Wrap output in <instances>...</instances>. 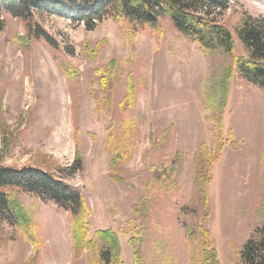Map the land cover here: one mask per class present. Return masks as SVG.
I'll return each mask as SVG.
<instances>
[{
    "label": "rangeland",
    "instance_id": "374dc122",
    "mask_svg": "<svg viewBox=\"0 0 264 264\" xmlns=\"http://www.w3.org/2000/svg\"><path fill=\"white\" fill-rule=\"evenodd\" d=\"M247 14L264 16V0H232L221 19L234 36L233 56H207L166 18L160 33L131 38L111 18L87 30L55 10L39 12L35 20L59 47L43 41L24 46L18 38L26 34L25 23L6 14L0 30V163L39 167L80 191L88 238L98 230L116 232L122 264H134L133 237H139L144 264H199L202 227L211 233L219 264H243L244 243L264 233V91L235 70L226 94L217 78L224 65L249 56L236 33ZM112 60L118 68L103 86L105 71L97 70ZM128 74L138 100L124 113ZM126 115L139 125L134 152L114 170L112 149ZM166 129L168 143L155 148ZM174 154L181 159L175 186L150 190V166ZM149 192L154 199L142 218L133 207ZM19 199L34 218L37 241L1 214L0 264H102L89 248L76 257L69 211L28 192Z\"/></svg>",
    "mask_w": 264,
    "mask_h": 264
},
{
    "label": "trees",
    "instance_id": "16d2710c",
    "mask_svg": "<svg viewBox=\"0 0 264 264\" xmlns=\"http://www.w3.org/2000/svg\"><path fill=\"white\" fill-rule=\"evenodd\" d=\"M231 3L232 0H0V30L6 28L4 16L11 14L25 23L26 34L18 38L20 44L29 46L35 41H43L59 47L58 40L35 20L39 12H61L68 15L74 23L83 24L87 30H93L105 19L111 18L120 24L124 33L131 38L146 31L160 33L161 20L166 18L176 31L197 43L207 56L219 51L233 56L236 50L234 36L221 21ZM236 33L249 49V56L235 58L234 67L224 65L217 83L227 94L230 80L236 70L238 75L264 91V16L256 18L245 15ZM91 50L97 57L100 45L93 46ZM117 68V62L112 60L105 68L97 70L102 73L105 71L101 76L103 86L107 85L111 73ZM136 86L133 75L128 74L127 91L120 101L124 113L136 106ZM206 97L211 98L208 94ZM214 103L224 106V99H216ZM216 125L221 129L222 119ZM138 127L133 116H124L118 132V147L112 149V169L116 170L121 162L131 159L134 152L133 139ZM111 135L112 133L110 137ZM168 140L169 133L166 129L155 140V148L164 147ZM165 157L166 160L161 165L150 166L153 171L150 190L157 186L162 189H169L170 185L175 186L173 177L177 174L181 159L176 154ZM214 159L217 160V156ZM21 192L51 200L70 212L76 257L89 248L99 256L102 264H122L120 239L116 232L98 230L92 238H88L85 220L88 208L80 191L73 189L55 173L39 167H11L0 163V215L8 216L22 236L25 235L35 243V221L19 199ZM203 195L206 197L205 189ZM153 199L149 192L133 207V211L136 214L141 213L142 218L146 217ZM140 234L142 238V233ZM200 236L199 264H219L210 231L202 227ZM138 239L139 237H133L130 240L135 245L134 264H144L141 250L136 245ZM241 258L243 264H264V233L259 237L252 236L244 243Z\"/></svg>",
    "mask_w": 264,
    "mask_h": 264
}]
</instances>
